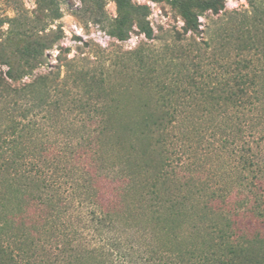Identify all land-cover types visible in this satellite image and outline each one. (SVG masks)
I'll return each instance as SVG.
<instances>
[{"label":"trees","instance_id":"obj_1","mask_svg":"<svg viewBox=\"0 0 264 264\" xmlns=\"http://www.w3.org/2000/svg\"><path fill=\"white\" fill-rule=\"evenodd\" d=\"M247 1L226 31L252 54L211 84L181 76L193 92L180 72H142V105H82L93 76L0 72V264H264V0ZM114 2L113 37L133 14L152 38L147 6ZM173 3L191 34L224 10ZM104 180L117 183L108 201Z\"/></svg>","mask_w":264,"mask_h":264},{"label":"rangeland","instance_id":"obj_2","mask_svg":"<svg viewBox=\"0 0 264 264\" xmlns=\"http://www.w3.org/2000/svg\"><path fill=\"white\" fill-rule=\"evenodd\" d=\"M129 1L148 7L145 20L153 30L151 39L138 33L133 14L128 17L132 26L127 38L119 40L110 34L117 19L114 0H0V72L25 73L26 82L48 72H59L60 78L74 83H85L93 76L98 94L82 93V105L136 107L149 96L142 72H157L167 79L180 72V88L193 92V84L181 76L188 73L198 83L205 75L204 82L211 84L215 72H235V62L252 54L238 50L236 43L228 44L226 31L230 22L249 15L247 0H223L224 10L218 15L205 12L199 17L196 34L182 29L173 3L177 0ZM101 79L106 83L100 85ZM66 118L77 119L74 108ZM210 162L204 166L208 168ZM103 186L105 199L111 200L117 183L104 180Z\"/></svg>","mask_w":264,"mask_h":264}]
</instances>
